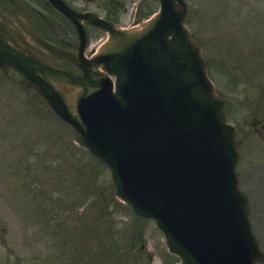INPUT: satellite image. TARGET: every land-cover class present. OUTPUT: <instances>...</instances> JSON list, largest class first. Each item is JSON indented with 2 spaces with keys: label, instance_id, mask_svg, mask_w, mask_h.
Listing matches in <instances>:
<instances>
[{
  "label": "water",
  "instance_id": "1",
  "mask_svg": "<svg viewBox=\"0 0 264 264\" xmlns=\"http://www.w3.org/2000/svg\"><path fill=\"white\" fill-rule=\"evenodd\" d=\"M160 2L139 29L112 28L101 49L104 68L117 73L115 94L97 90L88 67L84 75L61 69L57 49L43 52L1 21L0 66L36 87L75 138L110 165L118 186L116 169L123 173L129 202L155 219L181 264H255L263 255L237 186L225 102L183 25L184 0Z\"/></svg>",
  "mask_w": 264,
  "mask_h": 264
},
{
  "label": "rangeland",
  "instance_id": "2",
  "mask_svg": "<svg viewBox=\"0 0 264 264\" xmlns=\"http://www.w3.org/2000/svg\"><path fill=\"white\" fill-rule=\"evenodd\" d=\"M186 1L191 36L216 89L230 97L228 119L240 126L242 150H250L238 167L251 162L249 180L264 177L253 158L264 161V0H229L235 12L218 11L226 0ZM71 135L33 89L21 88L17 73L0 71V264H81L82 257L83 264H173L153 221L137 222L130 206L114 202L109 169ZM251 212L264 243V212ZM140 225L134 248L126 247Z\"/></svg>",
  "mask_w": 264,
  "mask_h": 264
},
{
  "label": "flooded vegetation",
  "instance_id": "3",
  "mask_svg": "<svg viewBox=\"0 0 264 264\" xmlns=\"http://www.w3.org/2000/svg\"><path fill=\"white\" fill-rule=\"evenodd\" d=\"M19 2L23 9L29 13H48L46 17V26L41 23L40 20L35 19V23L38 25L43 36L44 33L52 36H59L58 42L73 43L74 38H78V33L75 28L70 31L65 26L63 19L59 18L56 13L59 9H63V5L69 6L74 11L79 12H95L103 17H106L110 21L122 26H131L138 24L144 16H148L149 11L153 10L156 0H16ZM0 11L13 13L14 8L9 0H0ZM123 14H128V20L125 23L122 19ZM91 26L85 23V28L88 29ZM46 30V32H45ZM89 32L94 35H100L102 32L95 28H91ZM261 264H264L262 262Z\"/></svg>",
  "mask_w": 264,
  "mask_h": 264
}]
</instances>
